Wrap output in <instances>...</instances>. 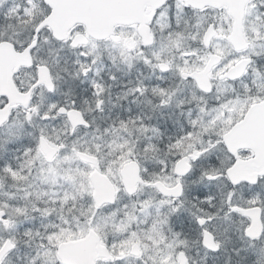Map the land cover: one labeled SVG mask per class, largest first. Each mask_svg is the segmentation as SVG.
Segmentation results:
<instances>
[{
	"label": "snow or ice",
	"instance_id": "snow-or-ice-1",
	"mask_svg": "<svg viewBox=\"0 0 264 264\" xmlns=\"http://www.w3.org/2000/svg\"><path fill=\"white\" fill-rule=\"evenodd\" d=\"M0 264H264V0H0Z\"/></svg>",
	"mask_w": 264,
	"mask_h": 264
}]
</instances>
